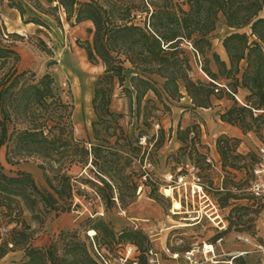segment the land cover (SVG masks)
Wrapping results in <instances>:
<instances>
[{
  "label": "trees",
  "instance_id": "16d2710c",
  "mask_svg": "<svg viewBox=\"0 0 264 264\" xmlns=\"http://www.w3.org/2000/svg\"><path fill=\"white\" fill-rule=\"evenodd\" d=\"M25 3L52 16L58 24L60 13L70 26L90 22L87 39L78 45L88 62L102 65L103 72L93 82L90 101L95 142L85 141L75 135L69 91L64 93L49 71L36 78L33 71L18 68L20 55L14 42L21 35L7 32L0 19V151L4 150L9 165L36 162L45 183L38 186L33 175L23 169L6 172L0 162V228L5 229L0 231V258L8 251L22 250L21 264H101L96 250L109 258L106 249L114 251L131 244L139 252L137 264H148L152 239L142 230L127 226L116 232L103 217H88L89 236L78 228L61 230L47 244L35 246L32 241L37 231L25 214L40 223L49 213L59 215L79 207L74 198L86 197L82 183L92 188L105 210L117 205L130 207L141 186L149 188L148 197L161 205L167 198L158 191L161 184H170L165 179L161 182L146 167L156 162L153 157L165 141L164 129L148 137L144 133L145 145L139 143L141 136L131 137L120 122L123 113L111 108L116 85L122 87L130 109L134 101L136 116L144 125L160 119L155 101L145 96L152 92L164 110L170 111L167 101L180 100L182 85L193 108H211L215 100L224 98L230 103L217 112L219 120L264 140L260 135L264 131V0H7L8 7L22 18ZM25 22L47 25L39 15ZM219 24L230 30L219 37L226 58L212 49ZM192 62L209 80L190 75ZM126 70L132 72L129 86L124 85ZM240 88L247 90L241 101L236 96ZM200 132L198 124L184 128L178 124L175 138L180 145L168 155L169 162L175 163L168 172L175 173L190 162L202 175L200 167L190 160L195 157L209 165V148ZM171 136L172 131L168 138ZM240 142L227 134L217 137L221 183L214 186L203 181L221 208L230 200L256 197L235 191L243 185L250 187L260 161L257 153L258 157L251 151L238 152ZM232 170H244L250 178L236 180ZM83 172L87 176H82ZM249 208L232 207L240 212L239 221L228 215L226 230L251 221L242 219ZM10 224L14 226L4 227ZM236 260L245 263L241 255L233 258Z\"/></svg>",
  "mask_w": 264,
  "mask_h": 264
},
{
  "label": "rangeland",
  "instance_id": "374dc122",
  "mask_svg": "<svg viewBox=\"0 0 264 264\" xmlns=\"http://www.w3.org/2000/svg\"><path fill=\"white\" fill-rule=\"evenodd\" d=\"M26 11L25 16L22 18L19 12L16 9L9 8L7 5V0H2L0 2V19L4 23L7 32H15L21 35L14 42V48L20 55V61L18 63L19 69H28L35 73L37 78L39 75L45 71H49L55 78L57 84L64 89V93H68V98L71 100V103L74 106L73 110V125L75 130V135L77 138L93 142V133L91 129V121L94 119V115L91 109V97H92V88L93 82L99 74L103 72L102 65H92L88 62L85 56V52L78 45V41L83 42L87 39L88 34L86 29L91 26L90 22H81L73 26L68 25L64 20V15L60 13L61 24H58L55 19L50 15L40 14L36 10L32 9L28 3H25ZM36 15L40 16L43 21L47 24L46 26H38L37 24L31 22H25L29 17ZM264 15V12L261 13ZM244 30H247L246 28ZM228 31H230L225 26L219 24L218 29L214 32L216 38L213 40L212 49L220 52V56L225 57L223 50H219V37L224 36ZM189 51L187 48H185ZM218 49V50H217ZM192 71L190 75L194 79L209 80L206 74L201 70L199 65H196L192 62ZM212 70L216 71L215 65L213 62L210 64ZM132 74L131 71H125V81L124 85L129 86V77ZM155 79L160 82L159 78ZM87 88L88 90H85ZM146 98H151L155 101V106L160 109V111H155V113L160 115V119L151 120L149 125H144L143 120L137 118L134 101L132 103V109L129 108L127 98L122 92V87L119 85L115 86L111 108L114 111L122 112L124 117L120 120L125 129L129 132L131 137L135 138L138 136H144V133L148 136L156 135L158 130L162 127L165 132V141L162 146L156 151L155 156L153 157L156 162L154 166L147 165L150 170L158 177L161 182L164 180V174L168 170L173 168L172 161L169 162L168 155L170 153L176 152L177 148L180 145V142L176 140V129L178 124L182 128L187 125L198 124L200 126V136L202 142L208 146L209 150L207 153L208 158L211 159L209 165L206 162H202L199 159L191 158L190 160L195 162L201 169L203 175V181L209 185L211 181L214 186H217L219 183V177L222 176L223 172L221 170L220 159L218 158L217 162L213 160L211 156V146L215 144L217 137L221 134H218L220 131V120L217 116V112L223 111L224 108L230 103L226 99L215 100L214 105L211 108H198L197 110L184 109L180 112V108L184 107V104H179V100H169L167 101L170 111L164 110L162 104L154 96L152 92H149ZM144 103V102H143ZM204 119L208 120L206 123ZM172 131V140L171 137L168 138V133ZM264 137V131L260 133ZM234 137V136H231ZM243 141V147L248 148L247 151L237 150L238 152L248 153L249 151L255 153V157H258L259 147L264 145V140L261 141L258 135L253 132H248L240 138ZM215 146V145H214ZM151 148V147H150ZM205 151V149H202ZM257 153V154H256ZM0 162L3 165L6 172L9 170L23 169L29 171L34 179L36 180L38 186H45L44 180L42 178V173L37 167L36 162L28 160L27 162H22L17 165H9L6 163L4 158V150L0 151ZM217 165L218 168H215ZM78 169L74 172L77 173ZM234 179H245L246 177L250 178L244 170L234 171ZM221 174V176H220ZM82 176H87V172H83ZM261 180H264V172L260 174L259 177ZM258 179L254 174L253 181ZM164 184H161L159 187L158 193L167 197L162 201V205L159 204L162 208L167 210L165 207H170L172 209L173 199L181 200V208L178 211L180 212L181 217L187 218L188 221L193 217L192 210L197 208L203 209L204 204L202 199L196 194L193 196L189 195L190 191L187 193V197L183 192L182 187H177L171 191L170 196L163 194ZM245 185L241 187L240 190H235L237 192L245 191L247 196H254L249 188H244ZM81 188L84 189L86 197L76 195L74 198L75 203L79 204V207L73 208L68 212L61 213L59 215H54V213L47 214L43 221L38 223L29 218L26 215L27 222L36 229V234L32 244L35 246H43L47 244L52 238H54L61 230L74 229L78 228L82 235H90L87 230L88 223H85L88 217L94 219L95 217L101 216L107 220L113 227L111 218L119 215L128 216L134 215L133 208L136 207L135 204L131 205L126 209H122L119 205L112 207L108 210L104 209L103 204L100 202L99 198L95 196L92 188L88 184H81ZM149 188L141 186L138 188V196L142 194V198L148 196ZM246 205L251 208L247 210V213L243 216L242 219L252 220L246 222L245 224L238 223L233 225L229 231L234 233V238L231 243L233 244H242L244 249L249 250L251 253L254 252L258 255L257 264H264V252L259 249L260 244L264 242V195L258 196L255 198H242L238 200H230L229 205L226 207H219L218 212L220 217L223 220H226L228 215L231 216L233 221H237L239 211L231 210L234 206ZM256 209V211H252ZM219 216L212 218L216 222V219ZM219 219V218H218ZM133 221L129 226L135 230H142L140 227L150 226L151 224H158L159 229L163 230L162 221L151 220H142L140 218L128 219ZM158 220V219H157ZM208 217L204 214L202 217V227L198 235H188L185 239H182L179 242V246L182 247H191L193 244L202 245L203 243L215 242L213 239L214 236L208 234V230L212 226L207 225L213 223ZM239 221V220H238ZM82 222V225H80ZM185 222V221H183ZM227 222V221H226ZM14 224L4 226L6 229H10ZM228 227V222H227ZM115 230V228L113 227ZM241 229V231H238ZM122 230V229H121ZM160 230H155L154 235L149 236L152 239V248L158 252L162 251L160 248V241H165L164 232ZM0 231H5V229L0 228ZM119 232L120 230H115ZM143 231V230H142ZM160 232V233H159ZM146 233V232H145ZM159 233V234H156ZM163 236L162 240H156V238ZM194 236H197L193 238ZM168 240V239H167ZM171 244V245H170ZM223 244V242H222ZM175 239L172 241H167V246H175ZM225 247V246H224ZM109 258L113 263L119 262V257L125 251L124 246L117 247L115 250H108ZM138 255V250L135 251ZM248 255V254H244ZM22 250L8 251L2 258H0V264H21L23 257ZM230 256H224L222 258H229ZM243 257V256H242ZM234 264H240L239 260H236Z\"/></svg>",
  "mask_w": 264,
  "mask_h": 264
},
{
  "label": "crops",
  "instance_id": "0c3cea01",
  "mask_svg": "<svg viewBox=\"0 0 264 264\" xmlns=\"http://www.w3.org/2000/svg\"><path fill=\"white\" fill-rule=\"evenodd\" d=\"M39 26V25H38ZM217 39V38H216ZM214 40V39H213ZM212 46H213V41H212ZM218 50V49H217ZM219 50H223L224 52V48L221 44V41L219 40ZM219 54L220 52L217 51ZM226 58V54L225 57ZM181 91L183 93V96L180 98L179 101H177V103L179 104H184L183 108H180V112H182L184 109H191V110H197L198 108H193L192 104H191V100L189 98V96H187L183 86L181 85ZM247 93L246 89L240 88L237 92V98L241 101L244 97V95ZM206 109V108H204ZM205 122L208 123L207 119ZM220 123L222 124L220 126V131L218 132V134H227L229 136H234L237 138H241L243 137V133L241 132V130L239 128H237L236 126H232L230 124H227L225 122L220 121ZM171 136V140H172ZM215 144H213V146H211V156L213 158L214 161L217 162L219 156L215 150ZM238 149L241 151H247L248 148H244L243 147V141L240 142ZM218 164H220V162H217ZM219 165H217L215 168H218ZM221 176V174H220ZM221 177H219V183L218 185H220L221 183ZM172 191V189H171ZM179 201V200H178ZM180 202V201H179ZM136 205L135 208H133V213L134 215L132 216H128V219H134V218H140L142 220H151L154 219L155 221H162V225H163V230H161L160 232H164V236H165V241H160V248L162 251L159 252L160 254V264H182L184 262L183 257H182V253L184 252V249L182 248V246H179V242L182 241V239H185L186 236L188 235H198L201 231L202 225V217L205 214L208 219L210 221H213L212 218L219 216L216 219V222L213 221V223H209L207 225L212 226V228H210L208 230V234L210 236H215V242H208L207 244H212L214 246V249L217 253L222 254L223 256H230V257H236V256H243L245 263L244 264H257V258L258 255L254 252H250L247 249H244V245L242 244H233L231 243L232 239L234 238V233L226 230L227 228V222L226 220H223L220 217V214L217 213L218 212V208L216 210L210 211L209 209H207L206 207H203L204 212L202 211V208L199 209H195L192 210V212H196L197 210L198 213L200 214V218L199 219H190L191 221H188L187 218L185 220V217H181L180 212L181 211H174L173 209L167 208V210H165L164 208H162L154 199L149 198L148 196L144 198H142V194L138 196L137 200L134 203ZM122 213L120 212L119 215L112 217L111 218V222L113 223V227L115 228V230H121L127 226H130L132 224L133 221H129L126 217V215H121ZM158 219V220H157ZM185 221V222H183ZM159 232V233H160ZM156 233V234H159ZM197 236H194L193 238H195ZM163 236H160L158 238H156V240H162ZM168 239V240H167ZM173 239H175V246H167V241H172ZM218 239H220L218 241ZM223 242V244H222ZM206 243V242H205ZM264 243V242H262ZM171 245V244H170ZM261 245V244H260ZM225 246V247H224ZM173 252H177L179 253V257L178 258H172L171 257V253ZM242 253V254H240ZM244 254H248V255H244Z\"/></svg>",
  "mask_w": 264,
  "mask_h": 264
},
{
  "label": "built area",
  "instance_id": "2783aa9c",
  "mask_svg": "<svg viewBox=\"0 0 264 264\" xmlns=\"http://www.w3.org/2000/svg\"><path fill=\"white\" fill-rule=\"evenodd\" d=\"M187 45L190 49H192L190 43H187ZM139 143L145 145L146 137H140ZM258 150L260 161L254 169V174L258 177V179L252 181L249 187L250 192L256 197L264 195V180H261L259 178L260 174L264 172V145L260 146ZM208 161H211V159H208ZM164 179L170 184L169 187L172 190L181 186L185 197H187V193L188 191H190L189 195L193 196L194 194H196L198 197H200V199H202L204 207H206L210 211L217 209V204L215 200L204 188L202 175L198 172L197 167L193 163L187 162L181 165L177 168V172L175 173H165ZM220 179H222V176ZM179 201L182 203L180 199ZM198 211L199 210H197L196 212H192L194 214L192 219L200 218V214L198 213ZM140 228L149 236L154 235L156 229L160 230L158 224H151L150 226ZM219 240L220 239H218V241ZM124 248L125 251L122 256L119 257V262L113 263L110 258L106 257L105 255L96 250L97 258L101 264H137L135 253L136 247L131 244H125ZM259 249L264 252V243L259 246ZM147 257L148 264H160V254L154 248L151 247L148 250ZM171 257L178 258L179 253L173 252L171 253ZM182 257L184 260L182 264H234V257H229L226 259L222 258L224 256L220 253H217L212 244L207 243H203L202 245L193 244L189 249L185 250L182 253Z\"/></svg>",
  "mask_w": 264,
  "mask_h": 264
},
{
  "label": "bare ground",
  "instance_id": "6f19581e",
  "mask_svg": "<svg viewBox=\"0 0 264 264\" xmlns=\"http://www.w3.org/2000/svg\"><path fill=\"white\" fill-rule=\"evenodd\" d=\"M85 90H88V89L85 88ZM163 194H165L166 196H170L171 195V188L170 187H165L163 189ZM180 208H181V203L178 200L173 199V201H172V209L174 211H176V210H178Z\"/></svg>",
  "mask_w": 264,
  "mask_h": 264
}]
</instances>
